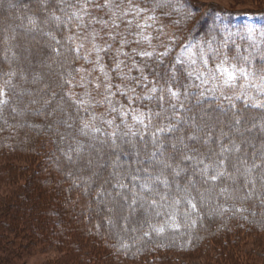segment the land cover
Here are the masks:
<instances>
[{"label":"trees","instance_id":"trees-1","mask_svg":"<svg viewBox=\"0 0 264 264\" xmlns=\"http://www.w3.org/2000/svg\"><path fill=\"white\" fill-rule=\"evenodd\" d=\"M84 1L87 0H0V86L3 88V97L0 98V159L4 160V163L0 162V184L6 182L12 188L9 194L12 198L8 196L9 203L5 202V207L0 206V264H17L23 252H31L46 244L55 245L59 249L66 247L67 257L56 264H164L163 261L167 259L159 256L160 253H196L225 248L235 252L245 235L264 232L263 136L257 144L260 150L253 149V155L241 154L242 156H235L236 158L220 155V151L236 145L233 138L214 140L210 148L205 151L200 149L198 152L193 151L194 147L181 146L174 151L171 145L177 144L183 135L195 134L196 128H199L198 123L200 125L202 121L203 107L223 109L228 115L227 121L243 116L244 121L252 125L262 121L264 105L254 106L239 100L234 106L223 107L215 98L201 97V88L190 78L175 54L182 42L191 41L203 46L214 61L219 45H225L230 53L237 52L239 62L242 57L247 59L248 64L251 63L263 76L264 54L260 57L259 50L250 53L249 50H252L245 46L244 40L238 37L228 38L225 35V23L229 20L232 24L237 12L204 7L194 0H136L144 6H151L157 18L170 20L174 28L179 30L180 36L173 40L175 47L160 54L159 58L153 57L147 63H152L153 66L157 59L155 70L146 75L156 82L157 89L151 99L145 100L144 107L147 110L149 108V116L143 120V124L127 120L117 127L116 132L127 131L126 125L131 126L132 131L138 135L129 137V142H121L116 138L115 147L112 149L118 153L123 152L120 159L128 163L117 168L120 171L116 176L104 181L112 189L117 184H125L138 196H143L145 201L155 199L156 206L150 208L147 204L144 205L149 217L135 220L136 231L130 238L124 234L104 238V219L97 214L96 207L98 218H95L94 226L86 224L85 219L94 207L91 200L85 202L81 189L76 188V196L69 203H63L61 198L66 176L78 183V179L84 175L83 164L91 149L87 142L93 139L91 135H85L88 129L84 128L81 112L69 93L78 72V64L82 60L72 39L76 24L75 9ZM4 4L5 12L8 10L10 17H1L2 12L5 13L1 8ZM48 17L53 18L52 24H46ZM261 17L264 19V11ZM55 22L58 29L54 26ZM9 32L15 33L10 41L12 54H15L17 48L21 49L14 66L5 59L7 47L4 39L9 36ZM25 33L39 35L40 39L48 43V48L41 49L40 56L43 58L42 63L46 64V71L37 68V65L27 64L22 51ZM50 56L59 59L50 62ZM172 70L174 75L170 77ZM40 73L43 76L42 86H32L30 82L37 80V74ZM172 92H178L179 95L173 97ZM187 114L192 117H187ZM177 117L180 118V123H177ZM60 118L70 127V137L83 146L80 154L83 160L71 173L66 171L64 161L69 160L66 154H70L74 160L76 152L64 151L65 147L59 145L58 141L55 148L51 149L52 144L49 147L46 139L41 136L53 120L55 122ZM30 123L36 127H31ZM169 125L177 130L157 134V129ZM261 129L264 130V127ZM72 130L77 131L78 135L73 134ZM53 131L57 132V128ZM58 131L61 133L60 126ZM5 132H8V136L4 135ZM153 134H157L159 141L163 142L162 149L158 150L153 143ZM101 140L107 143L102 144ZM94 141V146L98 148L111 145L110 137L96 136ZM201 141L202 138L198 137L194 142L200 144ZM261 143L263 146H260ZM246 147L247 150L250 149L249 146ZM128 150L136 151L144 160L138 161L139 159L126 154ZM242 151V146L238 145L236 153ZM153 153H156L155 157H150ZM92 154L93 152L90 153ZM171 154L172 165L176 168L179 165L184 166L179 160L180 157L192 156L194 159L186 162L194 164L193 170L202 171L207 164V175H217V180L207 179L203 174L201 180L197 179L191 184L190 178L194 176L192 171L180 173L176 180L165 175L159 171L160 162L162 157L165 161L167 158L171 159ZM260 154L262 158L256 156ZM153 159L157 163H147ZM194 160L197 161L196 164ZM46 166H50L56 175L51 172L46 177L40 176L41 169L46 170ZM144 169H147L148 174L160 175L162 180L167 179V188L160 184L158 194L142 191L139 184L147 180ZM169 169L172 171L173 167ZM239 171L241 175H238ZM133 177L137 178L135 182ZM42 185L56 186L53 198L51 195H44L42 188V193L38 192ZM94 188L95 197L102 186L95 185ZM185 188H188L187 193ZM117 190L119 194L130 197L128 190ZM52 200L61 204L54 206ZM130 203L131 197L127 204ZM139 204L138 201L134 206L135 210L141 208ZM215 218L222 222L221 228L209 222ZM189 220H193L191 229L186 226ZM168 221H176L178 226L157 229ZM189 231L195 237L188 235ZM230 263L228 260V264Z\"/></svg>","mask_w":264,"mask_h":264},{"label":"rangeland","instance_id":"rangeland-1","mask_svg":"<svg viewBox=\"0 0 264 264\" xmlns=\"http://www.w3.org/2000/svg\"><path fill=\"white\" fill-rule=\"evenodd\" d=\"M194 1L204 7L211 6L237 12L232 24L228 22L229 20L225 23V35L228 38L238 37L244 40L245 46L252 50H249L250 53L259 50L260 57L263 56L264 19L261 14L264 11V0ZM6 4L1 7L4 12ZM150 7L144 6L136 0H87L75 9L76 24L72 39L75 49L81 54L82 60L78 64V72L69 93L81 112L80 118L83 125L87 123L90 127L101 130L95 134L97 137L108 138L109 136L106 134L116 132L117 126L122 122L127 120L135 122L138 120L134 117L140 116L145 120L149 116V108L147 110L144 107L146 106L145 100L153 97L152 89L156 88V82L147 78L146 75L155 70L157 59L154 60L153 66L152 63L149 65L147 63L153 60V57L159 58L160 54L162 55L175 47L173 40L180 36L179 30L174 28L170 20L157 18L155 11ZM5 16L10 17L8 10L5 13L2 12L1 17L4 18ZM53 22V18L48 17L46 20V24ZM54 26L58 29L56 22ZM14 34L9 32V36L4 39V45L7 47L5 59L7 62H11L12 66L17 63L18 53L21 51L20 48H17L15 54H12L10 41ZM23 36L25 41L22 51H24L23 55L27 64L30 66L37 65V68L46 71V64L42 63L43 58L41 59L40 56L41 49L43 47L48 48V43L40 39L39 35L25 33ZM13 46L15 47V45ZM240 50H243L242 47ZM142 53H151V55H142ZM175 56L178 62L185 66L190 78H193L195 83L199 85L201 93H204L203 98H215L223 107L234 106L238 104L239 100L249 105H264V76L261 75L262 72H257L252 64H248L247 59H243V57L239 62L240 58L237 52L230 53L227 46L219 45L217 57L212 61L203 46L186 41L178 46ZM225 58H227L226 61ZM58 59V57L50 56L48 60L51 62ZM221 62H225V67L235 65L237 69H244V72L237 73L231 84L224 85L223 77L217 71V65ZM169 75L172 77L174 71L172 70ZM37 76V80L30 82L32 86H42L41 79L43 76L41 73ZM144 77L146 79H143ZM204 80L208 82L203 83ZM213 89L215 90L214 94ZM2 95L3 88L0 86V98L3 97ZM202 110V115L206 114L209 119L207 121L202 120L200 125L198 123L199 128H196L194 135H183L181 138L183 147H194L193 151L196 152L200 149L205 151L206 148L212 146L214 140L222 141L233 138L236 145L231 149L226 148L224 151H220V155L236 158L235 156L252 154L251 150L259 149L257 144L261 136H263L262 143L264 142V130L261 129L262 126L264 127V115L262 121L250 125L244 121L243 116L227 121L228 115L224 113L223 109L214 110L203 107ZM121 113H125V115L122 116ZM186 116L192 117L188 114ZM108 121H112V124L109 125ZM29 125L36 127L31 123ZM59 126L61 133L58 131ZM54 128L55 130L57 128V132L53 131ZM70 131V127H67L65 121L60 118L55 122L53 120L50 126L44 129L41 136L46 139L49 147L52 144L51 149L55 148L54 145L58 141L59 145L65 147V149L63 148L64 151H75L77 147L81 146V143L75 142L70 137ZM72 133L78 135L77 131L72 130ZM4 135L8 136V132H5ZM189 136L201 137L202 141L197 144L194 142L197 138L189 140ZM262 143L260 146H263ZM88 144L91 149L89 154H86L89 156L85 159V165L83 164V167L85 166L83 168L84 175L78 179V183L73 178L66 176V181L63 182L62 202H71L76 196V188L81 189L85 202L91 200L94 207V210L90 211L85 219L87 226H94L95 218H98L95 213L96 207L98 209L97 214H100L104 219V225H102L104 238L109 235L118 237L120 234L130 238L136 231L135 220L140 217L148 218L149 214L144 208L141 211V208L135 210V207L128 206L121 200V196L124 195H118L117 188L112 189V187H107L104 184L106 179L114 176V174L117 175L120 171L117 168H122L128 163L126 160L120 159L124 153L121 151L118 153L117 150L112 149L111 145L98 148L94 146V139L88 140ZM190 144L191 146H189ZM177 145L180 147L178 143ZM238 145L242 146L243 151L241 153H236ZM246 146H249L250 149L247 150ZM228 150L235 152L230 153ZM91 152H93L92 155H90ZM125 153L132 155L137 160L139 159L138 161L144 160L136 151L128 150ZM262 155H264L263 151ZM256 156L262 158L261 154ZM170 157L171 159L167 158L166 161L162 157L163 163H160V172L176 180L179 179V176L174 175V170L183 169L180 173L193 172L194 176L190 178L191 184L197 179L201 180L203 172L193 170L192 165L194 164L186 162L183 159L184 156L179 159L181 163H184V166L179 165V168L172 165V154ZM74 160L75 163L68 162L69 160L64 161L66 171L69 170L68 172L71 173L81 163L83 156L81 159L74 158ZM89 160L92 161L91 165L88 164ZM0 162L4 163V160L0 159ZM194 163L196 164L197 161L194 160ZM114 164L118 166L114 167ZM164 165H170V167ZM171 167H173L172 171L169 169ZM51 172L52 175H56L50 166H46V170L41 169L40 176L46 177ZM238 175H241L240 171ZM249 179L252 180L253 178ZM174 184L177 185L176 182ZM95 185L102 186V188L94 197ZM41 188L45 192L44 195H51L53 198L56 186H39L38 192L40 194L42 193ZM184 190L187 193L188 188ZM11 192L12 188L6 182L0 184V206L5 207V202L6 204L9 203L8 196ZM9 198L12 197L9 196ZM52 203L57 206L59 201L52 200ZM1 209L2 207H0ZM216 219L218 218L209 222L213 226L216 225L221 228L220 223L222 224V222ZM192 222L193 220L185 222L190 229ZM174 226H178L176 221H168L158 226L157 229L163 230ZM188 235L195 237L194 233L190 231ZM225 249L203 250V252L201 250L196 253L172 251L160 253L159 256L167 259L163 261L164 264H228V260H230V264H264V232H252L249 236L245 235L235 252L229 248ZM66 257V247L59 249L55 245L46 244L31 252H23V256L17 264H47L50 262L56 264Z\"/></svg>","mask_w":264,"mask_h":264},{"label":"snow or ice","instance_id":"snow-or-ice-1","mask_svg":"<svg viewBox=\"0 0 264 264\" xmlns=\"http://www.w3.org/2000/svg\"><path fill=\"white\" fill-rule=\"evenodd\" d=\"M53 39H54V37H53ZM142 55H151V53H142ZM226 60H227V58H225V61ZM224 64H225V62H221V64L217 65V71L223 77L224 85H229L235 79L236 74L237 73H243L244 69H237L235 67V65H232L230 67H225ZM117 67H119V65H117ZM143 79H146V77H144ZM207 82H208L207 80L203 81V83H207ZM156 90H157L156 88H153L152 92H156ZM212 91H213V94H214L215 90L213 89ZM171 95L173 97H177L179 95V93L178 92H172ZM193 95H195V93H193ZM200 96L203 97L204 93H200ZM197 102L199 103L200 101L198 100ZM113 111H116V109H113ZM121 115L123 116V115H125V113H121ZM134 119L138 120V122L140 124L144 123L142 116L134 117ZM201 119L204 120V121H207L209 118L205 114V115H203L201 117ZM180 122H181L180 118L177 117V123H180ZM107 123L109 125H111L112 121H108ZM237 123H239V121H237ZM117 127L119 128V126H117ZM126 127H127V131H117V132H114V133L106 134V135H108L111 138V146L112 147H115L116 138H119L121 142H129V137L138 135V133L132 131L131 126H127L126 125ZM145 127H147V126H145ZM193 127H195V125H193ZM84 128L88 129V131L85 132V135H91L94 140L96 139L95 134L101 131L98 128L90 127V125L87 124V123H85ZM176 130L177 129L174 126L169 125L167 127L157 129V134L160 133V132H175ZM157 134H153V143L157 145L158 150H159V149H162L163 142L159 141V138H158ZM196 138H197L196 136H189L188 137L189 140H193V139H196ZM141 139H143L142 135H141ZM100 143L103 144V143H107V142L104 141V140H101ZM178 144L181 147H183L184 146L183 145V140L182 139L178 140ZM171 146L174 149V151L179 150L177 144H172ZM82 149H83V146L77 147L75 149V152L77 154L76 159H81V155L80 154L82 152ZM66 155L68 156V159H69L70 162L75 163V160L72 159V156L70 154H66ZM155 155H156V153H153L154 157H155ZM183 159L184 160H193L194 157L185 155L183 157ZM91 163H92V161L89 160L88 164L91 165ZM147 163L151 165V164L157 163V162L153 159V160L147 161ZM160 163H163V162H160ZM198 163H203V161H198ZM115 166H118V165L114 164V167ZM164 166L165 167H170V165H164ZM208 168H209V166L207 164H205L203 169H202V172H203L204 176L207 177V179H210L212 181L217 180V178H218L217 175H211V176L207 175ZM143 171H144L145 175L147 176V180H145L143 183L139 184V187L141 188L142 191L153 193V194H158L157 189H158V186L160 184H163L164 187L167 188V186H168L167 179H163L162 180L160 175H154L153 176L151 174H148L147 173V169H144ZM182 171H183V169H176V170H174V175H179L180 172H182ZM220 175H222V173ZM136 179H137L136 177H133V181L134 182L136 181ZM135 186L136 185L134 183V187ZM114 187H116L118 189H126V190H128V192L130 194V197H131V203L128 205L130 207L136 206L138 204V201L140 202L139 206L141 208H143L145 204H147L148 207H150V208L156 206V200L155 199H153L151 201H145L143 196H138L135 191H133L132 189H128V186L125 185V184H117ZM118 195H119V192H118ZM130 197L129 196H121V200L125 204H127ZM193 207H194V205H193Z\"/></svg>","mask_w":264,"mask_h":264}]
</instances>
